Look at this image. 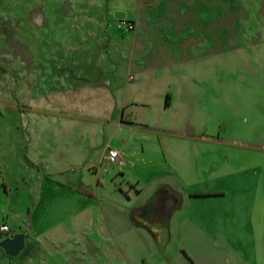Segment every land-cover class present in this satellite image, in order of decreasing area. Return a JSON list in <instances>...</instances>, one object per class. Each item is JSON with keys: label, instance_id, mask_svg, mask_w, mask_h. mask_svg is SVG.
I'll list each match as a JSON object with an SVG mask.
<instances>
[{"label": "crops", "instance_id": "0c3cea01", "mask_svg": "<svg viewBox=\"0 0 264 264\" xmlns=\"http://www.w3.org/2000/svg\"><path fill=\"white\" fill-rule=\"evenodd\" d=\"M183 4L88 1V13L69 17L85 23L70 26V44L41 48V116L22 128L14 143L0 147V174L9 178L12 167L13 187L29 197L25 228L13 229L4 220L10 232H0L3 238L25 234L17 264H92L86 249L73 248L78 241L116 243L121 254L105 253L107 264H264L262 193L250 197L255 202L247 208L246 241H207L213 238L207 208L221 203L225 192L217 190L213 177L199 174L196 157L189 160L195 146L180 142L188 137L186 127L194 126L192 104L204 94L202 81L191 78V63L206 48L191 46L183 29L153 27L156 21L165 27L183 21ZM91 7L99 8V15ZM120 20L135 28H119ZM135 30L134 45L127 47L124 37ZM209 59L212 63L214 56ZM139 104L148 105L153 118L137 117L142 111H131L128 118V110ZM110 132L121 135V142L110 144ZM108 148L119 151L115 162L107 160ZM120 176L123 183L113 186ZM47 246L64 248L53 260ZM0 250V264H13V256Z\"/></svg>", "mask_w": 264, "mask_h": 264}, {"label": "rangeland", "instance_id": "374dc122", "mask_svg": "<svg viewBox=\"0 0 264 264\" xmlns=\"http://www.w3.org/2000/svg\"><path fill=\"white\" fill-rule=\"evenodd\" d=\"M88 1L92 0H0V147L14 143L11 139L20 137L22 128L35 116H41V61H45L41 48L69 45L70 26H85L84 22H71L69 17L88 13ZM183 2V21L168 27L159 21L152 24L156 30L183 29L191 36V46L196 45L201 51L206 48L205 55L191 63V78L202 81L198 88L204 94L196 105L192 104L196 110L190 118L194 126H185L189 134L180 142L195 146L197 150L189 154V160L196 157L199 174L206 179L213 177L217 190L225 192L221 203L207 208L206 214L213 217L211 229L207 230L213 238L207 241H246L251 230L245 222L247 208L249 202H255L250 197L264 194V0ZM91 8L94 14L99 13V8ZM97 20L94 30L98 28ZM135 32L124 37L127 47L134 45ZM128 79L133 76L129 74ZM142 104L129 109L128 118L136 111H142L137 117L144 113L143 119L146 115L149 117L145 119L153 118L149 106ZM170 118L168 115L167 119L173 120ZM107 138L110 144L121 142V135L113 132ZM170 138V142L178 141L177 137ZM7 170L9 178L0 174V224L7 220L13 229H24L22 218L28 210L25 204L29 197L13 187L12 167ZM121 179L116 177L113 186L123 183ZM4 183L7 191L3 190ZM100 242L89 246L78 241L72 246L79 253L86 249L88 256L92 255V264H107L103 259L108 251L121 254L116 243L109 247ZM63 248L47 246L48 254H52L49 257L58 259L57 251ZM0 256L3 257L1 250ZM9 259L17 264L22 258Z\"/></svg>", "mask_w": 264, "mask_h": 264}, {"label": "water", "instance_id": "95a60500", "mask_svg": "<svg viewBox=\"0 0 264 264\" xmlns=\"http://www.w3.org/2000/svg\"><path fill=\"white\" fill-rule=\"evenodd\" d=\"M24 233L11 234L0 241V247L8 256H16L24 247Z\"/></svg>", "mask_w": 264, "mask_h": 264}, {"label": "built area", "instance_id": "2783aa9c", "mask_svg": "<svg viewBox=\"0 0 264 264\" xmlns=\"http://www.w3.org/2000/svg\"><path fill=\"white\" fill-rule=\"evenodd\" d=\"M118 27L122 28L124 30H133L135 28V25L133 22L128 20H120L118 22ZM119 157V151L114 148H108L106 158L110 162H115ZM0 232L2 233H9L10 227L7 223H1L0 224Z\"/></svg>", "mask_w": 264, "mask_h": 264}]
</instances>
